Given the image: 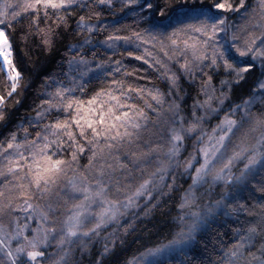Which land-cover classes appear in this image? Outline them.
I'll return each instance as SVG.
<instances>
[{
    "label": "snow or ice",
    "instance_id": "1",
    "mask_svg": "<svg viewBox=\"0 0 264 264\" xmlns=\"http://www.w3.org/2000/svg\"><path fill=\"white\" fill-rule=\"evenodd\" d=\"M247 8L0 0V264H264V137L242 133L222 156L238 121L218 115L229 96L247 95L235 105L246 113L264 102V0L251 26L230 23ZM69 30L66 69L45 75L31 113L16 117L29 63L39 72L33 49L51 56ZM149 69L167 90L139 83ZM185 79L197 89L190 119ZM210 115L218 123L209 132ZM260 128L264 115L249 131ZM186 140L198 142L197 155L184 161L192 183L177 199L172 171ZM207 183L236 191L204 204L198 188Z\"/></svg>",
    "mask_w": 264,
    "mask_h": 264
},
{
    "label": "clouds",
    "instance_id": "2",
    "mask_svg": "<svg viewBox=\"0 0 264 264\" xmlns=\"http://www.w3.org/2000/svg\"><path fill=\"white\" fill-rule=\"evenodd\" d=\"M248 8L246 12H242L239 16L235 17L233 21L230 23L233 24L234 27H238L240 25L249 24L251 26V23L253 22V18L255 20H259L262 11L260 9V0H247ZM256 34L257 39L264 35V28H256ZM245 93L247 92V89L243 90ZM253 94H257L255 91ZM248 100L247 95L237 94L233 96H229L224 100L223 108H227L232 115L233 118H235L238 121V127L235 131V134L233 135L228 147L221 152V155L230 154V151L233 147H235L239 143V139L242 133L248 132L250 137L254 140L258 141L262 137H264V128L256 129L254 131H249L251 128V122L255 117L264 115V102H261L257 100L254 104L249 106V111L246 113L243 108L237 109L235 105L242 104ZM240 101V102H237ZM234 105V106H233ZM183 114L185 116V119H190L188 116V113L184 112ZM213 119V115L208 116L204 123L203 127L206 131H211L213 127L211 126V121ZM167 131L161 130L160 137H166ZM161 143H164L165 140L161 139ZM197 148H198V142L196 140H192L191 143V150L188 151V144L187 140L183 142L181 145V152L179 155V165L173 166L172 174L176 176L177 178V185H178V195L177 199L179 198V194H182L184 191L188 190L189 186L191 185V179L189 172L185 171L184 168V161L188 158L189 155L196 156L197 155ZM237 165L233 166V172L237 173ZM190 179V182H189ZM183 180L184 183L181 184L180 181ZM186 185V186H185ZM236 189L231 186L223 185V184H203L199 186L198 188V195L201 197V200L204 204H207L210 199L215 198H230L232 195L235 194ZM149 264H152V261L149 260Z\"/></svg>",
    "mask_w": 264,
    "mask_h": 264
},
{
    "label": "trees",
    "instance_id": "3",
    "mask_svg": "<svg viewBox=\"0 0 264 264\" xmlns=\"http://www.w3.org/2000/svg\"><path fill=\"white\" fill-rule=\"evenodd\" d=\"M86 11V9H84ZM105 19L103 22H108L109 16L108 13H104ZM75 19L76 17L73 16L70 20V23L72 27H75ZM65 38L58 41L57 49L51 56H44L39 52L38 49H33V60H35L36 64L39 66V72H35L31 68V63L27 66V70L30 72L32 76L31 83L29 84L28 89L26 90V103L22 106H19L18 109H10V111H13L15 113V116L23 119L26 118L31 113V107L33 99L37 96V89L40 86V83L43 79V77L49 73H59L61 71V67L66 69L65 61V52L67 51L66 45L68 44L69 40L71 39L72 33L71 30L69 32L65 33ZM38 41V37L36 38ZM39 56V60H36V57ZM139 64V62H134ZM144 68H147V66H143ZM144 75H147L150 77V80H141L139 83L141 85L147 84L149 87H151V81H155L156 84L161 88V90H167L168 89V82L165 80H162L158 77V74L155 73L153 70L149 69L147 73H142ZM217 86L218 85V79L219 76H217ZM182 93L183 96V109L185 113H188L191 110V106L194 103L195 99H197V89L195 85H193L189 80L185 79L182 80ZM240 102V101H237ZM234 106V105H233ZM228 109L225 107L222 109V111L218 114L219 119L223 118V115H226L228 113ZM17 123H19V119L16 120ZM218 122L217 117L214 115L213 119L211 121V126H215V124ZM191 143V141H187V144ZM190 182V179H189ZM186 186V185H185ZM171 206V205H170ZM214 234H209L207 237V241L209 242V247H211V241L213 239ZM227 239V237H225Z\"/></svg>",
    "mask_w": 264,
    "mask_h": 264
},
{
    "label": "rangeland",
    "instance_id": "4",
    "mask_svg": "<svg viewBox=\"0 0 264 264\" xmlns=\"http://www.w3.org/2000/svg\"><path fill=\"white\" fill-rule=\"evenodd\" d=\"M227 114H228V113H227ZM191 143H192V141H191ZM191 143H189V144H188V151H190V150H191ZM180 183H181V184H183V183H184V181H183V180H181V181H180Z\"/></svg>",
    "mask_w": 264,
    "mask_h": 264
}]
</instances>
